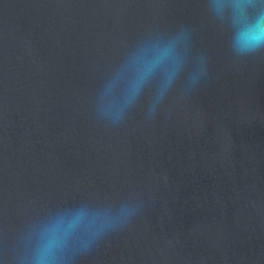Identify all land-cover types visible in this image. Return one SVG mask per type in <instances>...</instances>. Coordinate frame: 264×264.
Listing matches in <instances>:
<instances>
[{
    "label": "water",
    "instance_id": "1",
    "mask_svg": "<svg viewBox=\"0 0 264 264\" xmlns=\"http://www.w3.org/2000/svg\"><path fill=\"white\" fill-rule=\"evenodd\" d=\"M165 49L187 67L154 116L166 58L122 124L98 120ZM123 202L133 220L83 251ZM58 223L61 264H264V52L235 55L206 0H0V264H33Z\"/></svg>",
    "mask_w": 264,
    "mask_h": 264
},
{
    "label": "clouds",
    "instance_id": "2",
    "mask_svg": "<svg viewBox=\"0 0 264 264\" xmlns=\"http://www.w3.org/2000/svg\"><path fill=\"white\" fill-rule=\"evenodd\" d=\"M209 12L226 27L229 33L230 47L237 56H248L264 52V0H206ZM181 35L186 39V35ZM162 58L168 60L165 68V77L152 97L148 108V118H152L157 107L163 102L173 88L181 73L187 67V50L185 55L172 53L169 49L156 53L152 57L138 55L132 61L135 69V78L131 84L123 88L109 87L105 93H100L95 101V111L98 120L110 126L118 127L131 110L133 101L140 96L147 78L157 68ZM207 74V69L201 66L189 75V84L195 86L201 76ZM110 95L109 99L105 96ZM139 211V205L132 202H123L113 205V210L105 214L102 224L90 222L85 225L82 233L88 239L81 241L83 251L102 239L108 232L116 231L129 224ZM83 214L73 218L72 224H79ZM68 229L61 224L53 227L41 246L33 264H61V257L57 249H63L68 238Z\"/></svg>",
    "mask_w": 264,
    "mask_h": 264
}]
</instances>
